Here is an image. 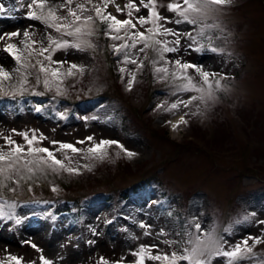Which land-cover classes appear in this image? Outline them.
Masks as SVG:
<instances>
[{"label": "rangeland", "instance_id": "obj_1", "mask_svg": "<svg viewBox=\"0 0 264 264\" xmlns=\"http://www.w3.org/2000/svg\"><path fill=\"white\" fill-rule=\"evenodd\" d=\"M29 2L0 0L4 6L0 12L4 16L0 19V34L21 33L11 40L6 36L0 40V66L13 76L0 81V96L34 94L25 99L34 102L27 104L32 112L23 111L20 115L0 106V148L9 150L4 136H11L27 148L25 140L12 130L30 136L34 131L37 137H44L34 146L49 148L64 160L63 150H59L58 144L53 146L52 141L73 144L80 152L68 153L71 166L89 167H80L78 174L44 166L43 170L31 173L22 169L12 179L0 175V264H15L8 259L10 256L21 258L22 264H43V260L49 264H98L101 257L110 264L122 257L123 262L136 264L138 257L132 253L141 245L156 246L145 254L144 264H168L148 256L187 255L186 250L192 248L188 241L201 233L202 239L211 234L220 240L226 251L246 239L251 248L250 253H242L250 254L248 258L241 254L230 261L222 255L212 256L211 264H264V254L260 253L264 252V242L249 239L258 237L264 241V224L260 223L264 221V0H232L230 5L220 7L203 21L219 27L206 30L204 36H197L199 25H165L181 33L191 31L196 37L194 43L182 36L179 49L164 53L165 60L200 65L205 71L220 74L212 78L214 88L215 80L220 83L214 92L215 100L207 104L196 100L188 107L180 104L174 110L172 103L188 100L192 92L195 96L199 93L180 91L177 85L185 81H173L170 75L173 84L165 91L157 90L160 83H171L162 79L164 74H157L155 67L167 66L171 73L175 65H165L151 48L141 53L142 43L126 51L143 66L122 63L125 51L117 54L113 46L132 41L112 40L99 20L94 34L87 38L92 47L45 53L51 55L52 61H67L62 72L70 64L85 68L83 74L65 77L59 93L56 84L44 86L43 74L37 83L35 69L27 70L31 74L22 88L14 87L20 75L13 71L18 65L4 51L6 44L23 50L25 31L32 34L37 49L48 46L47 36L59 37L39 20L27 18ZM85 2L74 0L72 7ZM135 2L140 11L133 10V19L146 16L147 9L140 0ZM173 2L176 0H156V11L169 19L178 18L167 7ZM94 3L99 4L100 0ZM128 3L129 0H115L107 11L125 19ZM116 5L124 8V14L116 13ZM58 15H67V11H58ZM149 26L145 24V28ZM145 28L138 25L141 31ZM63 39L74 40L69 36ZM212 47L223 51L213 52ZM37 58L34 53L31 62L35 63ZM51 67L58 65L53 63ZM121 68L126 71L121 73ZM129 73L135 74L131 91L127 89ZM186 74L193 84H202L194 69L186 70ZM46 108L56 115L54 119L45 115ZM120 115L127 125L125 131L117 125ZM181 116L187 123L174 128ZM88 137L93 140L88 141ZM101 140L117 141L136 155L129 158L114 144L106 147V159H85L87 149ZM48 195V200L39 198ZM59 199L67 201L73 212L53 211L51 208ZM165 205L169 209L178 205L182 218L186 215L182 219V233L177 231L176 220L169 216ZM141 223L150 227L142 228ZM28 224L37 229L30 225L25 228ZM196 224L201 233L196 232ZM208 258V251L199 257ZM176 264L189 261L177 260Z\"/></svg>", "mask_w": 264, "mask_h": 264}, {"label": "snow or ice", "instance_id": "obj_2", "mask_svg": "<svg viewBox=\"0 0 264 264\" xmlns=\"http://www.w3.org/2000/svg\"><path fill=\"white\" fill-rule=\"evenodd\" d=\"M115 0H100V3H94V0H86L85 3L76 4L75 8L72 7L74 0H63L62 3L52 4L50 0H30L27 7L29 12L27 14L28 19L39 20L46 27L53 29L59 34V37L47 36L48 46L45 47L41 45L38 49L34 47L36 41L31 39V33L25 31L23 33L24 49H18L15 44H6L4 51L8 52L10 56L16 61L18 67L13 71L19 73L20 79L14 87L22 88L23 84L27 83V77L31 73L28 69L36 70L37 83L40 82V75L43 74V84L46 88L50 87L52 84H56L57 92L61 91L59 85L63 83V79L67 76L75 75L76 73L83 74L85 68L83 65L70 64L68 69L61 71L62 66L67 63V61H52L51 55H45V53H50L51 51L58 50L61 48L74 47L77 51H84L88 47H92L90 40L87 39L91 37L95 28L94 25L97 20L104 24L105 34L109 35L112 40L127 39L132 41V43H123L119 46H113V50L119 54L122 50L125 51L124 60L122 63H133L137 64L138 68L142 67V63H139L136 59L131 58L127 49L136 48L137 43H142L143 47L139 49L141 53H145L147 49L151 48L154 52L159 55V59L164 61L165 65L174 64L175 70L171 73L167 66H157L155 67V72L157 74H164L161 78H167L169 75L172 77L173 81L181 80L185 83L177 85L180 91H196L199 96L189 97L188 100L178 101L171 104V109H177L180 104L188 107L193 101L199 100L201 103L207 104L209 101L215 100V89L220 87L219 79L215 80V88L213 87L212 78L218 77V73H210L205 71L200 65H193L190 63H183L180 60L168 61L164 59V53L175 52L179 49L181 37L186 36L194 43L196 42V37L193 36L191 31H185L181 33L180 31L172 28L165 27L166 24H187V25H199L197 30V36H204L206 30L212 28H218L219 25L216 24H204L203 21L206 20L211 13L219 10L220 7L230 5L232 0H179L176 2L169 3L167 5L169 11L176 14L178 18L169 19L168 17L161 16L158 11H156V0H140V4L143 5L145 9H148V16H138L133 19V10L135 12L140 11V7L137 5L135 0H129V3L125 5L128 9L127 19H119L116 14H112L107 11L110 4H114ZM88 5H91L89 8ZM4 6L0 4V12H3ZM67 11V15H58V11ZM94 12L93 15L84 16L85 12ZM116 13L124 14V8L116 5ZM145 24L150 25L146 30L141 31L138 29L143 28ZM115 33V35H112ZM123 33V35H121ZM19 32L0 34V40L4 39L5 36L8 40L13 37L20 36ZM64 36L73 37V42L63 39ZM173 36L174 40L168 41L167 39H160L159 37ZM211 39V37H209ZM171 44L172 46H169ZM213 52H222V49L212 47L210 49ZM19 53V54H18ZM38 57L35 63H32V56ZM42 58V59H41ZM44 61H48L45 64ZM56 64L58 67L52 68L51 64ZM156 65L157 61H153ZM194 69L202 78V84H193L192 78L188 77L186 70ZM178 70V71H177ZM125 68H121L120 72L124 73ZM130 79L127 83V89L131 91L132 86L135 82V74L129 73ZM13 79L12 73H9L4 67L0 66V81ZM220 79H223L221 76ZM158 107H163L160 105ZM39 110V109H37ZM187 121L183 116L180 117L179 121L174 125L179 127L180 124H185ZM13 134L20 135L26 142L27 148L17 144L11 136H4L5 145L9 148L7 152L3 148H0V175H4L5 179H12V177L18 174L22 169L27 170L29 173L35 170H43L44 166L51 168L53 171L66 170L69 173H79L80 167L88 168L89 165H77L72 167V157L68 153L79 154L80 149L75 147L73 144L69 143H59L57 141H52L53 146L58 144L59 150H63L64 160L58 159L53 151L49 148L36 147L34 146L39 141L44 139L43 136L37 137L35 132L30 136L28 133H17L12 130ZM88 141H92L93 137H88ZM78 143H84V141H78ZM116 145L121 149L129 158L136 155L131 151L125 149L117 141L101 140L97 143L92 144L88 149V155L85 159L88 160H104L107 158L106 147H111ZM43 154V155H41ZM67 161V163H65ZM8 175H5V174ZM264 224V221H260ZM140 227L146 228L143 223ZM196 232L201 233V228L199 224L195 225ZM148 234V233H146ZM161 235L163 233H160ZM203 235V233H201ZM201 235H195L188 241L192 245L190 251H187V255L176 256L173 253L170 257L165 256H148L149 259L164 260L168 261V264H176L177 260H187L189 264H211L212 256H224L229 258L230 261H235L240 258L242 253H250L251 248L248 246V240H243L240 244L233 247L231 251L223 250L220 240L215 239L211 234L206 238L202 239ZM254 243L264 242L258 237H249ZM168 243H173V241H168ZM33 247H35L33 245ZM156 247L155 245H141L138 251L133 252L132 255L137 256L138 260L136 264H144L145 254L149 252L151 248ZM209 252V258L207 260L199 259L204 253ZM9 260L14 261L15 264H22V260L19 257H8ZM43 260V258H41ZM124 258L112 262V264H123ZM43 264H49L48 261L43 260ZM98 264H110L108 260L104 257L100 258Z\"/></svg>", "mask_w": 264, "mask_h": 264}, {"label": "trees", "instance_id": "obj_3", "mask_svg": "<svg viewBox=\"0 0 264 264\" xmlns=\"http://www.w3.org/2000/svg\"><path fill=\"white\" fill-rule=\"evenodd\" d=\"M263 253V252H262Z\"/></svg>", "mask_w": 264, "mask_h": 264}]
</instances>
